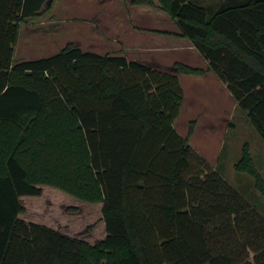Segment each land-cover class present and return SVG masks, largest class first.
<instances>
[{
	"label": "trees",
	"instance_id": "16d2710c",
	"mask_svg": "<svg viewBox=\"0 0 264 264\" xmlns=\"http://www.w3.org/2000/svg\"><path fill=\"white\" fill-rule=\"evenodd\" d=\"M46 0H0V264H264V216L175 128L177 73L67 45L15 60L21 24ZM54 0L49 6L53 7ZM158 6L247 112L264 141V0H133ZM211 8V9H210ZM235 170L264 178L250 146ZM57 188L102 203L91 243L26 221L23 196ZM251 253L254 255L251 257Z\"/></svg>",
	"mask_w": 264,
	"mask_h": 264
},
{
	"label": "rangeland",
	"instance_id": "374dc122",
	"mask_svg": "<svg viewBox=\"0 0 264 264\" xmlns=\"http://www.w3.org/2000/svg\"><path fill=\"white\" fill-rule=\"evenodd\" d=\"M132 1L54 0L53 7H50V0H46L36 17L21 24L15 46V60L51 56L68 44L102 55H121L122 50L116 39L123 34L131 15L137 17L139 26L151 27L150 24L153 23L155 28L164 27L161 20L167 16L158 6L151 7L152 9L135 8ZM196 1L208 7L212 6L213 11H216L229 0ZM146 10L151 12L147 16L152 19H149V22L145 20ZM51 19L56 20V23H50ZM147 42L151 44L149 40ZM121 43L122 47H125L123 40ZM162 53L164 52H160L156 58L162 67L154 65L152 67L167 70L165 67L172 64L177 54ZM124 55L129 59L135 57L150 59V56L131 54L129 51ZM190 86L192 87L191 83L186 88L187 96L181 107L182 112L180 111L179 117L175 120V128L187 137L193 126V133L189 137L192 148L264 216V196L256 189L255 179L247 173L235 170V164L242 158V150L248 144L255 166L264 178L263 139L250 123L245 111L228 100L224 101L221 89L209 85L207 88L198 89L202 95H212L208 96L210 100L206 101L201 96L197 97L191 88L188 89ZM22 199L25 211L20 217L26 221L55 226L63 233L78 236L91 243L103 239L106 235L102 220V203L82 202L49 186L43 187V194L40 196H25ZM253 255L251 253V257Z\"/></svg>",
	"mask_w": 264,
	"mask_h": 264
},
{
	"label": "crops",
	"instance_id": "0c3cea01",
	"mask_svg": "<svg viewBox=\"0 0 264 264\" xmlns=\"http://www.w3.org/2000/svg\"><path fill=\"white\" fill-rule=\"evenodd\" d=\"M133 6L135 8L149 7L147 9H152L151 6H147V5H133ZM150 13H149V10H146L145 14L147 15H146L145 20H148V22H149V19L152 20L150 17L147 18L148 14ZM132 17L134 16L131 15L129 17L128 24L123 29V34H121V36L117 37L116 39L118 40V45L120 49L122 50L121 55H124L125 52L129 51L131 54L135 53V54H140L142 56L143 55L150 56V59L135 57V58H130V60L133 59L137 61L146 62L148 65H151V66L154 65L155 67L156 66L162 67V65H160V63L156 61L157 55H159L160 52H164L162 54H167V55L176 53L177 58L172 62L171 65H168L165 67L167 71H172L174 73H177L176 69L174 68L175 63L177 62L186 63L189 65L204 69V73L200 75L178 73L181 85L183 86V89H184L185 98L187 96L186 88L189 83L192 84V87L190 86L188 87V89L191 88L193 93L195 92L197 97L201 96L206 101L210 100L209 97H212V95H208L209 96L208 97L207 95H202V93L197 90L201 88H207L208 87L207 85L215 86L221 89V91H223L224 101L228 100L231 104L233 103L236 105V107L239 108L238 102L235 100V98L231 94L227 83L222 81L221 78L214 71L209 69V61L206 60L199 53V51L194 47L193 43L188 38L182 37L179 35L181 31L177 25L176 20H174L167 14V16L165 18L163 17V19L161 20V24H164V27L155 28L153 23L150 24L151 27L139 26L136 20L137 17H134L133 19ZM50 23H56V20L51 19ZM168 26H170L171 28H169ZM116 29L118 30V28ZM121 40L124 41L125 47H122ZM147 40L151 42L150 45L148 44ZM154 43L156 45H154ZM170 66H173V67L171 68ZM207 111L209 112L210 110H207ZM245 113L247 114V112ZM52 228L58 229L55 226H52Z\"/></svg>",
	"mask_w": 264,
	"mask_h": 264
},
{
	"label": "water",
	"instance_id": "95a60500",
	"mask_svg": "<svg viewBox=\"0 0 264 264\" xmlns=\"http://www.w3.org/2000/svg\"><path fill=\"white\" fill-rule=\"evenodd\" d=\"M50 2H51V0H50ZM50 2H49V4H50Z\"/></svg>",
	"mask_w": 264,
	"mask_h": 264
}]
</instances>
